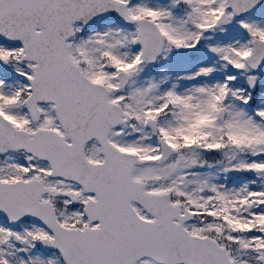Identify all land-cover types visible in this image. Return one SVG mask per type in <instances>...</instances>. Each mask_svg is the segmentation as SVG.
I'll list each match as a JSON object with an SVG mask.
<instances>
[{"label":"snow or ice","instance_id":"6c2138e0","mask_svg":"<svg viewBox=\"0 0 264 264\" xmlns=\"http://www.w3.org/2000/svg\"><path fill=\"white\" fill-rule=\"evenodd\" d=\"M0 264H264V0H0Z\"/></svg>","mask_w":264,"mask_h":264}]
</instances>
